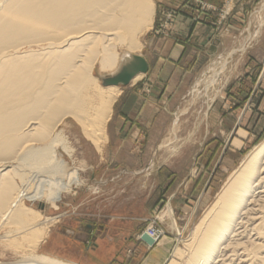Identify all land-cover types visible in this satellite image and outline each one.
<instances>
[{
    "label": "bare ground",
    "instance_id": "1",
    "mask_svg": "<svg viewBox=\"0 0 264 264\" xmlns=\"http://www.w3.org/2000/svg\"><path fill=\"white\" fill-rule=\"evenodd\" d=\"M154 5L153 0H0V228L15 219L19 232L38 229L43 214L26 201L58 207L65 192L83 184L78 168L70 169L59 153L58 146L70 148L59 132L53 135L54 128L71 116L102 150L121 89L103 85L93 69L96 64L100 71L115 69L119 49L140 51ZM37 233L29 239L33 247L49 229ZM191 240L185 264H264V142L230 173ZM0 264L72 263L33 255Z\"/></svg>",
    "mask_w": 264,
    "mask_h": 264
},
{
    "label": "rangeland",
    "instance_id": "2",
    "mask_svg": "<svg viewBox=\"0 0 264 264\" xmlns=\"http://www.w3.org/2000/svg\"><path fill=\"white\" fill-rule=\"evenodd\" d=\"M231 1L227 0L228 3ZM249 1L252 3L245 19V35L230 40L226 52L220 57L202 61L197 79L186 84L184 89L181 85L179 87L178 91L185 97L170 99L166 108L159 106L157 136L111 138L108 122L105 126L108 137L99 151L73 117L66 116L57 124L53 135L59 132L70 148L67 152L61 145L57 147L58 151L68 161L70 169L78 168L83 184L65 192L58 207L50 202L26 201L42 212L44 218L38 223L39 228L30 232H19L20 226L18 221L14 222L15 219L3 225L0 228V262L47 255L39 248L48 235L38 247H33L29 240L34 237L31 232L37 236V232L45 228L50 231V227L67 210L70 197L88 195L102 186L101 195L107 205L111 204L106 199L115 196L114 206L105 210L102 218L119 214L121 220L124 218L135 227L138 237L149 246L160 244L166 248L162 264H185L192 250L195 227L234 168L264 142V0ZM198 4L203 9L212 8L202 1ZM225 11H219L223 18ZM175 13L165 11L159 15L154 5L152 25L141 34L143 46L136 54L145 57L150 49L159 48L160 42L150 43L149 37L151 33L164 35L168 29L166 22L169 23ZM156 21L160 22V26L153 30ZM39 47L34 45L32 48ZM24 49L29 47L25 45ZM118 51L120 61L115 69L100 71L96 64L93 75L99 78L113 75L125 59L133 55L124 49ZM142 77L133 79L129 85L139 81L136 87L142 83V92L149 95L153 92L154 83L148 77L139 80ZM123 87L120 86L118 100ZM124 92L121 99L128 93L126 89ZM118 100L113 104L112 115L117 111ZM127 168L141 173L136 184H132L135 180L126 171ZM94 169L97 171L95 178L103 182L100 186L95 184V180L91 181ZM151 175L162 180L161 197L155 198V202L148 201L151 193L149 184L142 186L147 180L152 182ZM16 184L18 188L22 185L19 176L16 177ZM175 192L174 200H170V195ZM153 193H157L154 187ZM149 206H152L151 210ZM46 218H49L48 221ZM152 227L159 233L153 234L149 230ZM144 234L153 243L146 241Z\"/></svg>",
    "mask_w": 264,
    "mask_h": 264
},
{
    "label": "crops",
    "instance_id": "3",
    "mask_svg": "<svg viewBox=\"0 0 264 264\" xmlns=\"http://www.w3.org/2000/svg\"><path fill=\"white\" fill-rule=\"evenodd\" d=\"M154 1L159 15L165 11L176 13L169 23L166 22L168 29L164 35L151 33L149 37L150 43L158 41L160 46L145 54L150 70L139 80L148 77L154 83L153 92L149 95L143 93L142 83L136 87L139 81L127 85L128 88L123 87L122 94L125 89L128 93L117 99V111L109 121L111 138L157 136L159 106L166 108L170 99L185 97L179 92V87L181 85L184 89L186 84L197 79L202 61L220 57L226 52L230 40L245 35V19L252 3L249 0H232L230 3L227 0ZM199 1L212 8L203 9ZM224 9L225 18L219 14ZM159 26L160 22L156 21L153 30ZM156 170L158 172L159 167ZM126 171L135 180L132 184H136L141 173L134 168ZM96 173L94 169L91 181L95 180V184L100 186L103 182L95 178ZM151 176L152 182L147 180L142 186L149 184L151 193L148 201L155 202L161 197L162 180ZM100 187L88 195L75 194L69 198L67 210L50 227L39 251L72 264H162L166 252L164 246H149L138 237L135 227L124 218L121 220L119 214L102 218L103 212L114 206L115 196L106 199L111 204L107 205L101 195L103 187ZM153 187L157 193H153ZM176 194H171L170 200H174Z\"/></svg>",
    "mask_w": 264,
    "mask_h": 264
},
{
    "label": "water",
    "instance_id": "4",
    "mask_svg": "<svg viewBox=\"0 0 264 264\" xmlns=\"http://www.w3.org/2000/svg\"><path fill=\"white\" fill-rule=\"evenodd\" d=\"M148 68V62L144 56L133 54L125 59L115 74L101 77V82L105 86H127L135 76L146 73ZM143 238L149 243H153L147 234H144Z\"/></svg>",
    "mask_w": 264,
    "mask_h": 264
},
{
    "label": "built area",
    "instance_id": "5",
    "mask_svg": "<svg viewBox=\"0 0 264 264\" xmlns=\"http://www.w3.org/2000/svg\"><path fill=\"white\" fill-rule=\"evenodd\" d=\"M153 229H149L153 234H156V233H159L154 227H152ZM158 237H160V235L158 236Z\"/></svg>",
    "mask_w": 264,
    "mask_h": 264
}]
</instances>
